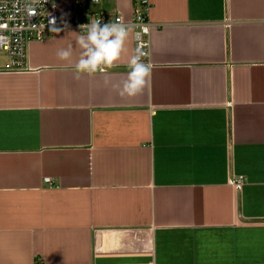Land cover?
Returning a JSON list of instances; mask_svg holds the SVG:
<instances>
[{
  "label": "crops",
  "instance_id": "0c3cea01",
  "mask_svg": "<svg viewBox=\"0 0 264 264\" xmlns=\"http://www.w3.org/2000/svg\"><path fill=\"white\" fill-rule=\"evenodd\" d=\"M149 1L133 96L112 87L132 35L77 75L63 17L0 74V264H264V0ZM102 8L129 20L133 0Z\"/></svg>",
  "mask_w": 264,
  "mask_h": 264
},
{
  "label": "built area",
  "instance_id": "2783aa9c",
  "mask_svg": "<svg viewBox=\"0 0 264 264\" xmlns=\"http://www.w3.org/2000/svg\"><path fill=\"white\" fill-rule=\"evenodd\" d=\"M102 2L103 0H72L70 21L65 27L79 32L83 31L79 26L88 23L89 19L100 17L103 24L119 18L134 26L131 34L134 49L139 47L149 53V34L153 25L149 18L150 1L133 0L129 20L105 10ZM59 27L56 0H0V74L26 71L29 44L47 39ZM135 33H140L139 37ZM148 57L149 55L144 59L148 61ZM44 183L52 185L49 178H44ZM231 183L236 190H240L243 181L238 178Z\"/></svg>",
  "mask_w": 264,
  "mask_h": 264
},
{
  "label": "clouds",
  "instance_id": "9594fccd",
  "mask_svg": "<svg viewBox=\"0 0 264 264\" xmlns=\"http://www.w3.org/2000/svg\"><path fill=\"white\" fill-rule=\"evenodd\" d=\"M79 27L83 31L75 32V46L79 49V58L74 67L77 75L106 73L121 59L122 54L126 53V42L134 30V26L124 23L119 18L103 24L100 17L92 18ZM135 35L139 37L140 33ZM73 51V44L70 43L67 47L59 49L57 56L60 60L67 61ZM148 55L149 53L137 47L133 54L127 57L125 80L120 85L112 84L120 95L133 96L149 82L154 65L144 59ZM109 83L110 81L106 79L105 84Z\"/></svg>",
  "mask_w": 264,
  "mask_h": 264
},
{
  "label": "rangeland",
  "instance_id": "374dc122",
  "mask_svg": "<svg viewBox=\"0 0 264 264\" xmlns=\"http://www.w3.org/2000/svg\"><path fill=\"white\" fill-rule=\"evenodd\" d=\"M57 13L59 18L63 17L70 21V4L68 0H58L57 2Z\"/></svg>",
  "mask_w": 264,
  "mask_h": 264
}]
</instances>
